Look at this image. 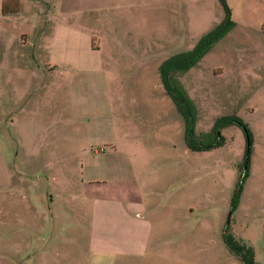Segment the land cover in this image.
Instances as JSON below:
<instances>
[{"label": "rangeland", "instance_id": "1", "mask_svg": "<svg viewBox=\"0 0 264 264\" xmlns=\"http://www.w3.org/2000/svg\"><path fill=\"white\" fill-rule=\"evenodd\" d=\"M98 1L0 0V178L14 168L61 212L79 180H94L85 194L115 197L110 191L131 179L153 237L114 264H242L222 233L246 240L264 218V0H226L234 27L174 74L195 109L197 140L210 141L222 116L249 130L248 149L247 133L232 123L221 128V145L200 151L185 146L184 121L157 68L223 20L220 1L83 8ZM100 224L114 235L124 227L120 218Z\"/></svg>", "mask_w": 264, "mask_h": 264}, {"label": "crops", "instance_id": "2", "mask_svg": "<svg viewBox=\"0 0 264 264\" xmlns=\"http://www.w3.org/2000/svg\"><path fill=\"white\" fill-rule=\"evenodd\" d=\"M109 1L99 0L83 8L101 9ZM20 179L10 166L5 178L3 175L0 178V264H83L84 257L86 264H114L115 256L121 254L127 258L137 255L150 238L152 242L153 232L147 230L149 225L144 220V209L131 179H124L122 186L110 191L115 197L85 194L81 191L84 183H93L94 180H79L78 190L71 187L72 190L64 193V198L71 199H67V203L73 201L74 204L67 205L62 212V209L50 208L53 196L46 191L36 192L33 180L27 177ZM120 193L124 194L126 201H115ZM114 202L120 209L116 210ZM84 206L88 218L85 229L90 231L86 239L82 219ZM100 217L120 218L124 227L115 235L111 231L104 232ZM49 225L52 226L51 237L46 239ZM253 228L254 234L247 235V238L244 236L248 243L234 235L232 229L231 233L253 249L255 264H262L264 218Z\"/></svg>", "mask_w": 264, "mask_h": 264}, {"label": "trees", "instance_id": "3", "mask_svg": "<svg viewBox=\"0 0 264 264\" xmlns=\"http://www.w3.org/2000/svg\"><path fill=\"white\" fill-rule=\"evenodd\" d=\"M12 1L15 3L17 0ZM219 1L225 11L223 20L200 37L190 50L181 51L171 55L167 59L163 60L157 68L160 82L165 93L168 95L177 112L184 121V144L188 149L193 151L209 150L213 147L221 145L224 139L219 132L221 128L232 123L239 124L247 133L248 138H250L247 126L234 115H228L219 117L215 120L214 126L212 127L214 137L210 141L202 142L197 140L193 129L195 109L193 108L191 101L187 98L181 85L174 77L175 73L185 72L189 68L195 66L197 62L208 52L211 46L234 27V21L231 20L230 10L226 4V0ZM2 11H5L3 2ZM242 191V180H240L237 182L231 197V212L238 207ZM222 238L229 252L237 257L242 264H255V254L253 249L236 239L227 231V228L223 231Z\"/></svg>", "mask_w": 264, "mask_h": 264}, {"label": "water", "instance_id": "4", "mask_svg": "<svg viewBox=\"0 0 264 264\" xmlns=\"http://www.w3.org/2000/svg\"><path fill=\"white\" fill-rule=\"evenodd\" d=\"M249 138H248V135H247V149L249 148Z\"/></svg>", "mask_w": 264, "mask_h": 264}]
</instances>
